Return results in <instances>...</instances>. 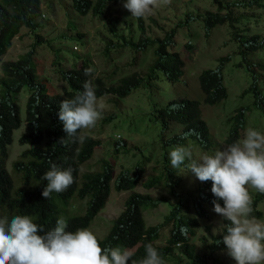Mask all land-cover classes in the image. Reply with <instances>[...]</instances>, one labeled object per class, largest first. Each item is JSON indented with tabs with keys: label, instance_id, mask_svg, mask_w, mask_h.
Listing matches in <instances>:
<instances>
[{
	"label": "trees",
	"instance_id": "1",
	"mask_svg": "<svg viewBox=\"0 0 264 264\" xmlns=\"http://www.w3.org/2000/svg\"><path fill=\"white\" fill-rule=\"evenodd\" d=\"M221 1L212 0V6L216 7L217 14L207 12L203 16H186L165 33L162 39H150L142 34L134 42L132 38L125 39L122 35H113L120 44L108 43L105 53L109 49H129L133 54L144 56L151 52L152 62L143 74L132 73L117 80L115 85L108 84L96 75L87 61L80 60L79 65L71 64L69 69H58V79L62 83L58 91L51 90L43 77V67L36 58L40 52L50 51V41L44 40L39 35L40 25L36 19L41 15L39 0H0V216L11 217L13 215L30 216L35 223L42 225L45 231L55 226V221L68 206V203L76 198L85 201L84 214L66 219L68 231L89 228L92 221L103 210L110 195L111 188L115 192H130L124 202L121 214L111 222L110 229L105 237L97 239L102 250L115 246L128 248L133 252V259L139 260L145 255L144 244L151 243L169 264V259L176 251L184 260V264H217L213 258L216 252L225 251L222 242L224 234L223 221L221 235L214 239L208 247L207 255H199L196 247L191 243V238L197 228V220L210 219L213 211L211 181H205L196 190L181 197L178 187L181 182L179 172L185 168L172 169L168 161V151L176 146L185 147L187 144L207 150L213 147L209 129L202 120L200 105L208 107L223 106L227 100V90L223 85V68L230 62L226 57L218 60L215 69L202 71L197 76L202 102L187 99L171 100L165 105L153 103L148 119L152 126L159 130L163 136L170 131V126L181 128V133L163 141L160 145L163 151L161 155L158 176L151 177L144 183L146 190H151L160 185L169 189L170 196L176 200L171 203L168 198L151 199L148 194L133 193L143 178V166L137 164L132 170H126L114 177L113 159L104 162L101 170L95 174H86L79 178L80 167L88 162L98 141L85 137L83 144H61L66 139V133L62 130V124L57 113L59 105L65 98H71L82 91L81 85L86 79L85 69H91L96 85V96H111L116 100L127 98L134 91L150 90L155 86L162 93L170 91L184 74V62L180 58L177 47L174 45V37L178 29H184L189 22L202 23V29L207 35L217 27L227 26L231 32V41L236 44L237 57L240 62L234 67L242 69L252 84L242 92L241 97L251 95L253 103L251 107H241L234 110V117L227 119L229 126L228 135L224 143L230 144L239 139V131L243 129L247 114L253 110L264 118V92L258 87L257 72L264 73V32L247 36L249 28H241L242 17H235L234 12L239 9L245 13L254 10L264 11L262 0L238 1L222 5ZM72 10L78 15L92 14L101 17L110 0H70ZM224 11V15H219ZM138 28L143 33L141 22ZM69 30H74V25L68 21ZM24 29L32 38L29 48L15 61L2 62L1 60L11 48V43L20 31ZM58 39H66L64 35ZM70 39H72L70 37ZM185 47L192 51L193 46L188 42ZM56 51L52 54L56 57ZM251 58H256L257 61ZM57 64V63H56ZM244 64V65H243ZM57 66V65H53ZM255 69L257 71H255ZM165 84H168L165 87ZM151 92V91H150ZM23 93L27 96L23 106L17 103V96ZM153 93V92H152ZM114 117V116H113ZM20 131L17 145L26 148L11 164V171L7 169L9 148L13 144L14 134ZM81 134V133H80ZM135 152L137 149H131ZM115 152L127 154L123 142L117 141ZM140 152V151H137ZM147 161V160H146ZM57 164L61 168L71 167L73 172V184L62 193H53L50 199L43 198L41 192L46 182L40 177L49 169L51 164ZM188 206H185V201ZM221 203L222 201H217ZM264 202V194L254 193L252 197V215L257 220L262 219L259 206ZM160 204L168 206V213L163 221L156 226H147L143 218V212L156 208ZM191 207L196 215L190 217L185 210ZM216 214V213H215ZM198 218V219H197ZM167 232V238L163 245H158L163 231Z\"/></svg>",
	"mask_w": 264,
	"mask_h": 264
},
{
	"label": "rangeland",
	"instance_id": "2",
	"mask_svg": "<svg viewBox=\"0 0 264 264\" xmlns=\"http://www.w3.org/2000/svg\"><path fill=\"white\" fill-rule=\"evenodd\" d=\"M41 14L36 22L40 25L39 35L46 41H50V51L40 52V57L36 58L43 67V77L47 86L58 91L62 83L58 79L57 70L62 68L69 69L71 64L79 65L80 60H85L90 68L95 70L96 75L105 80L108 84L115 85L117 80L132 73L143 74L152 62L151 52L144 56L134 55L129 49H109L106 54L104 51L108 43H118L113 35H122L125 39L132 38L136 42L141 34L150 39H162L165 33L174 28L177 23L185 20L186 16H203L209 12L217 14L212 0H167L163 3L158 0L150 14L143 18H133L130 13L123 8L124 0H110L101 17H94L92 14L84 16L78 15L72 10L70 0H39ZM238 1L251 0H224L222 5H229ZM264 2V0H262ZM221 16L224 11H221ZM235 17H242L241 28L248 27L247 36H252L264 32V11L254 10L245 13L239 9L234 12ZM68 21L74 25V30L67 27ZM139 21L143 27V33L138 28ZM189 22L184 29H178L174 37V45L177 47L178 54L184 62V74L175 83L169 92L162 93L160 88L150 90H136L123 100H116L111 96L102 97L99 103L103 105V118L96 122L91 129H84L81 135L98 141L99 146L95 148L92 158L80 167L79 178L86 174H95L101 170L104 162L113 159L114 177L126 171L132 170L134 165L143 166L144 174L133 193L148 194L151 199L168 198L171 203L176 200L170 196L169 189L165 185L157 186L151 190L144 188V183L151 177L158 176L162 150L160 139L166 141L174 135L181 133V128L170 126V131L161 136L159 130L152 126L148 119L153 103L165 105L168 101L187 99L202 102V95L199 91L197 76L200 72L215 69L218 60L230 57L231 60L224 65L222 76L223 85L227 90V100L223 106L208 107L200 105L202 120L206 123L213 147L203 150L196 146L187 144L185 147L191 151L193 158L198 159L202 154H213L215 150L226 146L224 140L228 135L229 126L226 121L236 114L237 108L251 107L252 96L241 97L243 91L252 84V79L240 68H235L240 60L237 57L236 44L231 41V32L227 26L217 27L209 34H205L202 23ZM64 35L66 39H58ZM261 36L264 35L260 34ZM70 37L72 39H70ZM33 35L22 29L19 35L12 40L11 48L1 60L2 62L15 61L31 45ZM191 42L192 51L186 49V45ZM56 51V57L52 52ZM257 61L256 58H251ZM57 63V64H56ZM57 65V66H53ZM244 65V64H243ZM255 71H257L255 69ZM2 76L0 70V77ZM258 87L264 92V73H256ZM168 84H165V87ZM151 91V92H150ZM153 92V93H152ZM27 96L20 93L17 96V103L23 106ZM114 116V117H113ZM248 128H253L264 134V118L260 117L256 111L251 110L247 116L243 129L239 131V139ZM20 131L14 134L13 144L9 148V159L7 169L11 171V164L16 160L20 153L26 148L17 145ZM117 141L123 142L129 149L127 154L115 152ZM131 149H137L135 152ZM147 160V161H146ZM186 169L180 170L179 178L181 182L178 187V194L181 197H188L190 193L201 186L198 181ZM251 198L255 190L248 189ZM130 192L117 193L111 188L107 202L92 223L89 230L94 233L97 239L105 237L110 229L111 222L115 220L124 209V202ZM185 201L184 199H182ZM85 201H78L76 198L68 203L65 212L60 215L65 219L82 216L84 214ZM185 206H188L185 201ZM262 212L264 223V202L259 206ZM168 213V206L160 204L156 208H151L143 212V218L147 226L159 225ZM190 217H195L194 210L189 207L185 210ZM198 219V218H197ZM223 220L215 213L211 214L210 219L197 220V228L191 238V243L196 247L199 255H207L208 247L212 245L215 238L221 235ZM167 238L164 230L158 245H163ZM217 264H235L227 255L226 250L216 252L213 256ZM169 264H184L179 252L173 253L168 260ZM208 264H212L208 260Z\"/></svg>",
	"mask_w": 264,
	"mask_h": 264
},
{
	"label": "clouds",
	"instance_id": "3",
	"mask_svg": "<svg viewBox=\"0 0 264 264\" xmlns=\"http://www.w3.org/2000/svg\"><path fill=\"white\" fill-rule=\"evenodd\" d=\"M157 4L158 0H124L122 6L131 17L143 18ZM83 74L82 91L59 105L57 116L66 133L61 144H83L81 131L93 128L103 118L91 69ZM167 155L172 169L183 167L198 181H211L210 191L216 198L213 211L228 222L222 242L235 264H264V223L252 215L248 191L251 188L264 194V134L248 128L242 138L198 159L183 146L172 148ZM72 172L71 167L51 164L40 177L46 182L41 196L50 199L53 193L66 191L74 181ZM217 201H222V206ZM67 227L62 216L47 231L27 215L0 216V264H165L151 243L144 244L145 255L137 260L128 248L102 250L87 228L68 231Z\"/></svg>",
	"mask_w": 264,
	"mask_h": 264
}]
</instances>
